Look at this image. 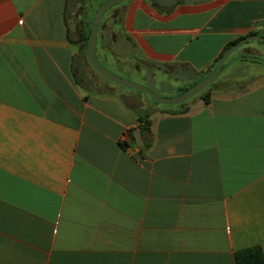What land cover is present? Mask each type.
<instances>
[{
    "label": "crops",
    "instance_id": "1",
    "mask_svg": "<svg viewBox=\"0 0 264 264\" xmlns=\"http://www.w3.org/2000/svg\"><path fill=\"white\" fill-rule=\"evenodd\" d=\"M106 1L0 0V264H236L241 250L264 252V48L237 49L209 102L156 105L89 62ZM250 34L264 36V0H128L102 19L96 57L168 92L212 74Z\"/></svg>",
    "mask_w": 264,
    "mask_h": 264
},
{
    "label": "water",
    "instance_id": "2",
    "mask_svg": "<svg viewBox=\"0 0 264 264\" xmlns=\"http://www.w3.org/2000/svg\"><path fill=\"white\" fill-rule=\"evenodd\" d=\"M126 1H128V0H110V1H107L101 5L99 10L94 15V17L92 19V24H91L90 43H89V46L87 49L89 62L91 64L92 68L98 74H100L102 77H104L105 79H107V80H109L115 84H118L120 86L129 88V89H133V90H136L139 92H143V93L147 94L150 98H152L155 102L162 104V105L176 106V105H180V104L188 101L189 99H191L192 97H194L198 93H200L207 86L214 83L221 76L222 72L224 71V69L226 67L225 63L228 60V58L237 49H239L242 45L248 43L249 41H253V40L260 41V42L264 43V36H260V35H251V36H248V37L242 39L241 41H239L235 45L231 46L222 55V57L220 58L215 70L212 72V74L209 77L203 79L201 82L195 84L194 86L187 89L184 93H182L181 95H179L175 98H165V97L158 95L152 89H150L146 86L134 83L132 81H129V80L123 79L117 75H114L108 69L103 67L99 63V61L96 57L97 32H98L99 25H100L104 15L108 11H110V9L112 7H114L115 5L121 4V3L126 2ZM156 1L164 7H173L176 4V1H174V0H156ZM207 1H209V0H189L187 3L192 4V3H202V2H207ZM240 58L257 59V58L249 57V56H242Z\"/></svg>",
    "mask_w": 264,
    "mask_h": 264
},
{
    "label": "trees",
    "instance_id": "3",
    "mask_svg": "<svg viewBox=\"0 0 264 264\" xmlns=\"http://www.w3.org/2000/svg\"><path fill=\"white\" fill-rule=\"evenodd\" d=\"M251 35L252 34H250L249 36H251ZM244 38H245L244 36H241V37L237 38L236 40L230 42L224 48V50L222 51L220 56L215 61V68H216L220 58L222 57V55L231 46L235 45L236 43H238L239 41H241ZM246 59H250V58H246ZM214 84H215V82L210 84L209 86H207L200 93H198V94L201 95V97H203V99H204V101L206 103L209 102V92H210L211 88L214 86ZM185 91H182L181 94L184 93ZM186 102H184V103H182L180 105H177V106H184L186 104ZM155 103L158 104L157 102H155ZM148 118H149V115L139 116L138 117V122L140 124L141 132L144 133V134H149V119ZM235 260H236V264H264V252L262 251V249L260 247H252V248L244 249V250H241V251L236 253Z\"/></svg>",
    "mask_w": 264,
    "mask_h": 264
},
{
    "label": "rangeland",
    "instance_id": "4",
    "mask_svg": "<svg viewBox=\"0 0 264 264\" xmlns=\"http://www.w3.org/2000/svg\"><path fill=\"white\" fill-rule=\"evenodd\" d=\"M108 1H110V0H108ZM107 2V1H106ZM191 5V4H190ZM116 6V5H115ZM180 7H182L181 5H179ZM101 7V6H100ZM99 7V8H100ZM184 7V6H183ZM113 8V7H112ZM111 8V9H112ZM99 10V9H98ZM109 12V11H108ZM107 12V13H108ZM107 13L104 15V19L107 17ZM248 43H250L251 45H256V46H258V47H262V48H264V43L263 42H260V41H255V40H253V41H249ZM238 53V52H237ZM227 67V66H226ZM225 67V68H226ZM111 72V71H110ZM112 73V72H111ZM114 74V73H113ZM115 75V74H114ZM211 75V74H210ZM210 75H208V73H205V74H203V75H200L198 78H196V79H191L190 81H189V83L188 84H186V85H184L181 89H179V90H176V89H174V90H170L169 88V86L171 85L170 83L168 84V92H165L164 90H162L160 87H153V88H150V87H148V88H150V89H152L155 93H157L158 95H160V96H162V97H165V98H175V97H177V96H179L180 94H181V92L182 91H185L186 89H189V88H191L192 86H194L195 84H197V83H199V82H201L203 79H205V78H207V76L209 77ZM122 78V77H121ZM220 78V77H219ZM123 79H125V78H123ZM126 80H128V79H126ZM129 81H131V80H129ZM132 82H134V81H132ZM134 83H136V82H134ZM137 84H139V83H137ZM140 85H142V84H140ZM144 86V85H143ZM147 87V86H146ZM133 90V89H132ZM134 92H136V93H138V94H140V95H142V96H144V97H146V98H148L150 101H152V103H154V104H156L153 100H152V98H150L147 94H145V93H143V92H139V91H136V90H133ZM197 96V95H196ZM198 96H201L200 94H198ZM156 105H160V106H166V105H162V104H156Z\"/></svg>",
    "mask_w": 264,
    "mask_h": 264
},
{
    "label": "flooded vegetation",
    "instance_id": "5",
    "mask_svg": "<svg viewBox=\"0 0 264 264\" xmlns=\"http://www.w3.org/2000/svg\"><path fill=\"white\" fill-rule=\"evenodd\" d=\"M174 1H176L175 7H176V6H179V5H181V6L183 7V6L188 5L187 2H188L189 0H174ZM153 3H154L156 6H158V7L162 6V5L159 4L156 0H153ZM162 7H164V6H162ZM245 38H246V37H245Z\"/></svg>",
    "mask_w": 264,
    "mask_h": 264
}]
</instances>
